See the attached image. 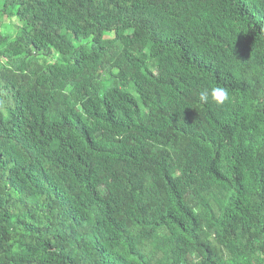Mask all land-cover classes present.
<instances>
[{
  "label": "trees",
  "instance_id": "trees-1",
  "mask_svg": "<svg viewBox=\"0 0 264 264\" xmlns=\"http://www.w3.org/2000/svg\"><path fill=\"white\" fill-rule=\"evenodd\" d=\"M0 264H264V0H0Z\"/></svg>",
  "mask_w": 264,
  "mask_h": 264
},
{
  "label": "clouds",
  "instance_id": "clouds-1",
  "mask_svg": "<svg viewBox=\"0 0 264 264\" xmlns=\"http://www.w3.org/2000/svg\"><path fill=\"white\" fill-rule=\"evenodd\" d=\"M217 105H223L230 99L229 91L221 86L212 87L210 90H203L199 94V100L203 103H208L209 100Z\"/></svg>",
  "mask_w": 264,
  "mask_h": 264
},
{
  "label": "rangeland",
  "instance_id": "rangeland-1",
  "mask_svg": "<svg viewBox=\"0 0 264 264\" xmlns=\"http://www.w3.org/2000/svg\"><path fill=\"white\" fill-rule=\"evenodd\" d=\"M13 22L16 24V21L13 19V20H5V25L7 26V28H8V25L10 24V25H12L13 24ZM6 31H8V29L6 30Z\"/></svg>",
  "mask_w": 264,
  "mask_h": 264
}]
</instances>
